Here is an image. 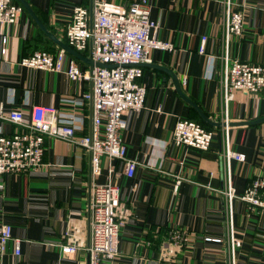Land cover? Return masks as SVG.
I'll return each instance as SVG.
<instances>
[{
    "label": "crops",
    "instance_id": "1",
    "mask_svg": "<svg viewBox=\"0 0 264 264\" xmlns=\"http://www.w3.org/2000/svg\"><path fill=\"white\" fill-rule=\"evenodd\" d=\"M26 1L48 32L64 43L73 5L89 7L91 3ZM224 1L148 0L150 16L157 23L156 36L170 42L172 49L149 50L137 79L145 87L144 106L123 115L126 124L121 138L127 157L137 161L134 174L126 176L122 160L105 156L95 174L88 150L45 137L40 167L0 174V225L8 222L13 236L20 238V255L13 254L9 243L0 264H88L91 187L107 182L118 188L116 218L122 224L119 252L103 264H229L228 208L233 236L240 240L234 248L235 264H264V209L240 198L254 178L264 177V120L236 123L264 116V88L255 93L234 90L226 103L222 99ZM229 2L243 13V25L241 34L229 38L228 64L235 59L264 64V0ZM203 35L205 51L200 53ZM59 49L65 52L64 66L69 57L81 69L93 65L51 40L25 9L15 22L0 23V113L19 109L28 116L32 106L53 105L61 112L81 115L86 133L91 123L90 100L82 99L80 106L63 100L81 98L90 90V81L71 80L64 71L20 62L36 50ZM77 52L90 58L88 46ZM170 72L206 120L177 92ZM225 116L227 162L222 155ZM180 118L214 132L207 149L173 141L172 129ZM17 130V124L0 117V134ZM227 180L233 195L230 206L223 192ZM174 229L187 234L181 247L169 242ZM65 243L75 244L76 251L63 254L60 244Z\"/></svg>",
    "mask_w": 264,
    "mask_h": 264
},
{
    "label": "built area",
    "instance_id": "2",
    "mask_svg": "<svg viewBox=\"0 0 264 264\" xmlns=\"http://www.w3.org/2000/svg\"><path fill=\"white\" fill-rule=\"evenodd\" d=\"M223 21L224 50L220 56L223 61L220 72L222 99L226 103L234 90L255 93L264 88V64L233 60L228 64L227 45L232 35L242 31L243 13L233 9L225 0ZM24 8L16 0H0V23L11 24ZM157 23L151 18L148 0H91L89 7L76 3L70 12L65 29V41L76 51L89 47L93 64L81 69L74 57L67 59L65 52L36 50L23 57L21 64L43 70L64 71L71 79H87L91 88L81 94V98H64L63 103L80 106L82 99L91 102V123L89 130L83 132V117L61 112L53 105L32 106L28 116L22 110L14 109L0 113V117L17 124L19 130L11 134H0V174H21L40 167L43 162V142L45 137L58 138L75 147H83L90 153L93 173L100 172V160L105 156L124 162V174L132 176L137 161L127 157L126 145L121 131L126 121L127 110H139L144 106L145 87L138 83L141 76V62L146 60L153 48L172 49V44L156 36ZM206 36L201 37L198 48L205 51ZM6 42V36L2 38ZM4 51V48L2 49ZM211 58V56L209 55ZM228 119L224 117L222 155L230 159V145L227 137ZM213 131L191 119L180 118L174 123L172 139L177 144H185L198 149H207L213 138ZM228 206L233 197L230 182L226 181L223 190ZM90 241L86 247L88 264H103L119 252V228L122 224L116 218L119 206L118 188L107 182L94 184L90 192ZM250 206L264 209V177L257 176L240 196ZM227 232L229 245V264H235L234 248L240 240L233 236L231 209L227 211ZM185 231L178 229L169 232L171 243L181 247L187 240ZM12 252L20 255V238L13 236L8 222L0 225V255L8 244ZM63 254L74 253L77 246L72 243L60 244Z\"/></svg>",
    "mask_w": 264,
    "mask_h": 264
},
{
    "label": "water",
    "instance_id": "3",
    "mask_svg": "<svg viewBox=\"0 0 264 264\" xmlns=\"http://www.w3.org/2000/svg\"><path fill=\"white\" fill-rule=\"evenodd\" d=\"M23 8L30 14V16L33 18V20L36 22V24L46 33V35L53 40L55 43H57L59 46H61L62 48L66 49L67 51H69L71 54H73V56H75L76 58H80L84 61H86L89 64H96V65H100V66H109V64H105V63H101V62H93L91 58H86L85 56L81 55L79 52H77L76 50H74L73 48H71L70 46H68L66 43L58 40L53 34H51L50 32H48V30L45 28V26L40 22V20L37 18V16L35 15V13L33 12L31 6L27 3L26 0H18ZM89 12L91 14V3L89 6ZM172 79H173V83L175 85V88L177 90V92L182 95L193 107H195L199 114L201 115V117L206 120L204 114H202V112L199 110V108L194 104V102H192L191 100H189L181 91L180 86H179V82L177 80V78L172 74V72H170ZM264 120V116H261L259 118H256L254 120H249V121H241V122H236L238 124H249V123H256V122H260ZM213 123V122H212ZM233 122H231L232 124ZM216 125H220L219 122H217Z\"/></svg>",
    "mask_w": 264,
    "mask_h": 264
},
{
    "label": "rangeland",
    "instance_id": "4",
    "mask_svg": "<svg viewBox=\"0 0 264 264\" xmlns=\"http://www.w3.org/2000/svg\"><path fill=\"white\" fill-rule=\"evenodd\" d=\"M116 1H119V0H116ZM102 159V158H101ZM100 163H101V160H100ZM179 247V246H178Z\"/></svg>",
    "mask_w": 264,
    "mask_h": 264
}]
</instances>
